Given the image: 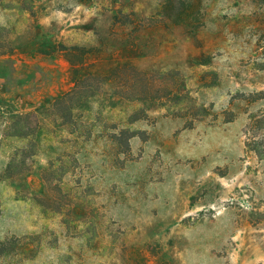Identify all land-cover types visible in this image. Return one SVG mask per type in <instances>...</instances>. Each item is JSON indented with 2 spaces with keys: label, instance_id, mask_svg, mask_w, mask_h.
Returning a JSON list of instances; mask_svg holds the SVG:
<instances>
[{
  "label": "rangeland",
  "instance_id": "rangeland-1",
  "mask_svg": "<svg viewBox=\"0 0 264 264\" xmlns=\"http://www.w3.org/2000/svg\"><path fill=\"white\" fill-rule=\"evenodd\" d=\"M30 1L0 0V135L17 114L48 123L81 62L82 76L125 63L170 87L178 75L211 115L188 129L151 108L137 124L149 140L132 141L123 168L104 143H82L102 245L76 236L91 208L76 199V174H52L64 148L40 132L31 178L0 182V241L45 247L34 264H58L57 253L63 264H264V159L246 148L261 135L264 151V0Z\"/></svg>",
  "mask_w": 264,
  "mask_h": 264
},
{
  "label": "trees",
  "instance_id": "trees-1",
  "mask_svg": "<svg viewBox=\"0 0 264 264\" xmlns=\"http://www.w3.org/2000/svg\"><path fill=\"white\" fill-rule=\"evenodd\" d=\"M39 1L42 0L30 2ZM76 51L82 56L84 50ZM82 68V62L76 64V67L72 66L74 85L53 98L46 111L52 117L48 123L41 122L39 114L33 111L14 115L4 124L0 135V156L4 155L6 162L5 169L0 173V182L10 183L23 176L31 178V168L38 152L37 135L40 132H49V138L64 148L60 161L51 166L52 174L57 173L62 182H66L67 176L76 174V199L91 208L86 219L76 221V236L84 233L88 242L93 239L102 245L109 238L108 234H94L90 231L97 226L103 227L104 230L106 222L99 223L98 207L90 193L93 185L88 180L86 183L83 165L78 159L82 143H104L113 165L123 168L131 160L132 141L149 140V133L138 128L137 124L149 120L151 108H161L168 116L185 119V127L188 129L209 118L211 110L201 104L192 91L179 86L181 79L178 75L172 76L173 84L170 87L165 85L163 74L153 77L131 64H119L107 75L88 72L82 76ZM213 84L215 85V82ZM230 115L226 119L227 122L235 120V116L232 113ZM256 118L257 115L250 116L244 128L246 136L252 134ZM262 147L261 135L252 136V142H246V148L256 151L258 156L264 159ZM2 212L3 207L0 204V215ZM55 213V216H61V212ZM66 221V218L62 219L63 224ZM26 238L7 236L1 240L0 264H34L45 251V247L39 245L32 248L26 243ZM57 256L58 264L65 263L64 255L57 253ZM72 258L70 255L67 264H74Z\"/></svg>",
  "mask_w": 264,
  "mask_h": 264
}]
</instances>
